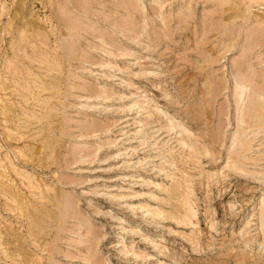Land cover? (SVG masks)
Returning a JSON list of instances; mask_svg holds the SVG:
<instances>
[{
  "label": "rangeland",
  "instance_id": "rangeland-1",
  "mask_svg": "<svg viewBox=\"0 0 264 264\" xmlns=\"http://www.w3.org/2000/svg\"><path fill=\"white\" fill-rule=\"evenodd\" d=\"M0 264H264V0H0Z\"/></svg>",
  "mask_w": 264,
  "mask_h": 264
},
{
  "label": "bare ground",
  "instance_id": "bare-ground-1",
  "mask_svg": "<svg viewBox=\"0 0 264 264\" xmlns=\"http://www.w3.org/2000/svg\"><path fill=\"white\" fill-rule=\"evenodd\" d=\"M20 30V29H19ZM21 33V32H20ZM23 34V33H22ZM27 37V36H26ZM186 206V205H185Z\"/></svg>",
  "mask_w": 264,
  "mask_h": 264
}]
</instances>
